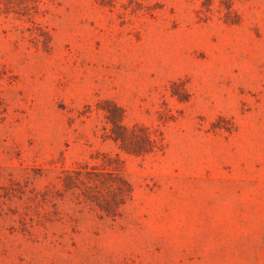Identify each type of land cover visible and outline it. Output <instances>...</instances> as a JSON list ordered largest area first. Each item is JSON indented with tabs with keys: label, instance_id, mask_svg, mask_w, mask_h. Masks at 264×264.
<instances>
[{
	"label": "rangeland",
	"instance_id": "374dc122",
	"mask_svg": "<svg viewBox=\"0 0 264 264\" xmlns=\"http://www.w3.org/2000/svg\"><path fill=\"white\" fill-rule=\"evenodd\" d=\"M101 1L0 0V264H264V0Z\"/></svg>",
	"mask_w": 264,
	"mask_h": 264
},
{
	"label": "trees",
	"instance_id": "16d2710c",
	"mask_svg": "<svg viewBox=\"0 0 264 264\" xmlns=\"http://www.w3.org/2000/svg\"><path fill=\"white\" fill-rule=\"evenodd\" d=\"M101 2L104 4L107 1L102 0ZM107 117L112 124L110 129L111 138L120 142L121 148L125 151L132 153H147L153 151L158 146L157 139L151 137L147 131L139 134L134 127H126L119 119H115L112 115ZM119 170L120 168L107 172V174L114 175L115 178L113 180L116 183V195L114 197H105L104 201L99 203L101 209L107 216H115L118 214V207L125 202L126 198H130L131 196V185L119 174Z\"/></svg>",
	"mask_w": 264,
	"mask_h": 264
}]
</instances>
